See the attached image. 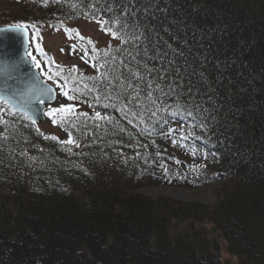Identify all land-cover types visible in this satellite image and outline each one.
Segmentation results:
<instances>
[{
	"label": "trees",
	"instance_id": "trees-1",
	"mask_svg": "<svg viewBox=\"0 0 264 264\" xmlns=\"http://www.w3.org/2000/svg\"><path fill=\"white\" fill-rule=\"evenodd\" d=\"M111 3L0 0V28L29 26V56L57 90L47 111L76 110L68 118L76 127L46 115V131L0 101V264H231L223 251L238 264H264V0L141 2L169 44L206 57L221 105V135L210 140H196L200 133L180 121L161 126L145 115L129 124L118 112L81 103L90 77L100 75L93 65L123 45L97 48L75 24L110 35L97 21ZM58 33L67 40V63L42 48L46 34ZM69 77V89L78 82L84 96L62 95ZM95 111L115 120L95 119ZM68 131L73 145L61 143ZM157 187L220 191L214 205L139 192Z\"/></svg>",
	"mask_w": 264,
	"mask_h": 264
},
{
	"label": "snow or ice",
	"instance_id": "snow-or-ice-1",
	"mask_svg": "<svg viewBox=\"0 0 264 264\" xmlns=\"http://www.w3.org/2000/svg\"><path fill=\"white\" fill-rule=\"evenodd\" d=\"M141 2L142 0H119L117 5L116 0H112L107 7L99 9L102 17L97 22L123 47L116 49L115 55L106 53L102 57L103 63L93 65L100 75L90 77L92 88L86 89L87 95L81 103L87 101L94 110L99 105L105 110L118 112L129 124L134 121L143 122L145 115L161 126L169 124V121H180L200 133L194 136L196 140L202 137L210 140L213 136L221 135L218 119L221 105L216 101V89L211 86L204 63L206 57L201 59L191 56L183 48L169 44L160 35L161 29L149 22V9L142 8ZM92 15L96 16V11ZM151 17L155 19V14L151 13ZM28 27L21 24L16 29L24 30L25 35H28ZM73 50H76L75 45ZM81 51L82 58L87 63L89 50L83 48ZM32 59L35 61V56ZM36 67H40L39 62H36ZM48 78L53 79L52 76ZM70 79L71 77L64 79L60 85L62 95L68 100L84 96L83 93L76 94L78 82H73L69 89ZM54 97L51 87L44 88L39 83H33L28 93L15 97L18 103H13L12 107L35 124L37 109L34 105L43 104L46 98L51 100ZM75 111L72 105H68L50 108L45 115L52 118L53 122L67 124L71 129L76 124L68 118ZM79 117H84L85 121L90 119L87 112H81ZM95 119L112 123L115 117L110 114L102 117L100 111H95ZM228 126L225 120L224 127ZM120 130L123 131L122 128ZM68 136L61 143L73 145L75 142L70 138L71 131H68ZM51 139L55 140L56 137ZM75 147L81 146L75 144ZM66 151L75 155L71 148Z\"/></svg>",
	"mask_w": 264,
	"mask_h": 264
},
{
	"label": "water",
	"instance_id": "water-1",
	"mask_svg": "<svg viewBox=\"0 0 264 264\" xmlns=\"http://www.w3.org/2000/svg\"><path fill=\"white\" fill-rule=\"evenodd\" d=\"M27 32L28 35H25V31L17 30L16 26L0 28V98L19 112L12 107L13 103H18L15 97L28 93L33 83H39L44 88L51 87L55 97L51 100L46 98L43 104L34 105L37 109L36 123L43 124L46 120V107L55 103L57 93L53 86L42 79L35 67V61L28 56L30 47L28 29Z\"/></svg>",
	"mask_w": 264,
	"mask_h": 264
},
{
	"label": "rangeland",
	"instance_id": "rangeland-1",
	"mask_svg": "<svg viewBox=\"0 0 264 264\" xmlns=\"http://www.w3.org/2000/svg\"><path fill=\"white\" fill-rule=\"evenodd\" d=\"M75 26L82 36H87L93 39L97 48L113 46L111 44L116 42V40H114L111 36L99 31L97 26H95L93 23L80 21L76 23ZM66 43L67 40L61 33L46 34L44 36L43 46L54 56L58 63H67L69 59H67V56L61 52V50L65 48ZM45 127L47 129H51L50 125H45ZM218 191H220L219 187H211L203 190H185L181 188L157 187L143 189L139 192L152 198L165 197L182 203L197 202L204 205H214L218 201ZM222 258L224 261H227L231 264H238L239 262L238 257L232 256L225 251L222 253Z\"/></svg>",
	"mask_w": 264,
	"mask_h": 264
},
{
	"label": "bare ground",
	"instance_id": "bare-ground-1",
	"mask_svg": "<svg viewBox=\"0 0 264 264\" xmlns=\"http://www.w3.org/2000/svg\"><path fill=\"white\" fill-rule=\"evenodd\" d=\"M57 101V100H56ZM56 101H55V103H56ZM54 103V104H55ZM15 111V110H14ZM17 112V111H16ZM19 113V112H18ZM21 114V113H20ZM38 125H40L44 130H50V129H47L46 127H45V124L43 123V124H39V123H37ZM223 259V258H222Z\"/></svg>",
	"mask_w": 264,
	"mask_h": 264
}]
</instances>
